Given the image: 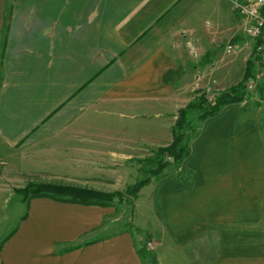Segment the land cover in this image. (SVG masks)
I'll use <instances>...</instances> for the list:
<instances>
[{"label":"crops","instance_id":"obj_1","mask_svg":"<svg viewBox=\"0 0 264 264\" xmlns=\"http://www.w3.org/2000/svg\"><path fill=\"white\" fill-rule=\"evenodd\" d=\"M228 5L0 0V194L51 180L104 193L125 189L115 187L117 177L139 173L130 144L167 145L218 46L248 45L242 21L224 23ZM241 104L202 122L180 166L140 189L134 228L121 223L127 210L114 204L32 199L1 245L0 264H264V123ZM116 117L120 124L125 117L158 121L142 123L138 139L120 126V138ZM114 160L124 166L115 170ZM143 234L154 251L145 249Z\"/></svg>","mask_w":264,"mask_h":264},{"label":"trees","instance_id":"obj_2","mask_svg":"<svg viewBox=\"0 0 264 264\" xmlns=\"http://www.w3.org/2000/svg\"><path fill=\"white\" fill-rule=\"evenodd\" d=\"M251 55H255L254 50ZM254 71V60L246 61L242 79L225 92L217 94L213 101L208 102L204 92H199L190 103L177 113L174 125L171 128V140L151 152V156L138 161L141 164L139 173L142 179L126 187L124 191L104 193L92 189L58 185L51 183H28L24 188L16 189L15 193L21 196V201L29 203L32 199L47 198L57 202L78 204L83 206L108 207L117 199L118 203L132 204L137 198L140 189L151 179L161 178L162 172L169 166L178 167L190 153L191 142L198 136L202 122L220 113L223 107L231 104H240L248 98L245 91V82ZM258 90L262 91L260 87ZM197 123V124H195ZM198 125V126H197ZM183 175V174H182ZM13 232L0 242L1 245ZM145 241L149 237L143 234Z\"/></svg>","mask_w":264,"mask_h":264},{"label":"rangeland","instance_id":"obj_3","mask_svg":"<svg viewBox=\"0 0 264 264\" xmlns=\"http://www.w3.org/2000/svg\"><path fill=\"white\" fill-rule=\"evenodd\" d=\"M232 0H230L231 2ZM226 4L228 5V1H226ZM232 5V2H231ZM230 5H228V11H226V16L227 18H225L224 23H226L229 19L232 18H236L238 21L239 18L236 16V14L232 11H229ZM233 7V5H232ZM229 12H231V16H229ZM219 16H225L224 12L221 11ZM208 20V26H206V28L210 27V24H212L210 19H206ZM205 20V21H206ZM210 21V22H209ZM243 24V23H242ZM245 26V25H244ZM243 31L245 33V29L243 27ZM246 35V33H245ZM247 37V36H246ZM248 38V37H247ZM249 40V38H248ZM250 42V40H249ZM248 42V45H246V43L243 46H236L235 44H233L232 42H228V40H225L223 43H221L220 46H218V54L214 57L210 56V62L208 64L212 65L211 69L210 66L207 67L206 72L204 73L205 75V79H200L202 80L200 82L199 77H196V80H194V84L193 86V90H194V96L193 99L196 98V96L199 95V92H204L207 96V100L208 102H210L211 100H209L208 94L211 93L213 94V96H216L217 94L221 93V92H225L226 89L228 88L230 85H233L235 83H238L241 79L242 76L244 74L245 71V66H246V61L251 58L253 59L254 56L251 55L252 54V44L250 45V43ZM228 46H231L232 50L231 52H227L228 50ZM207 65V64H206ZM214 65V66H213ZM220 67V68H219ZM209 78V79H208ZM211 80V81H210ZM212 80H215V85L212 83ZM210 83V85H208L209 88H211V92L210 89L208 87H205L207 83ZM208 83V84H209ZM201 84V85H200ZM214 85V86H213ZM201 86H204V88L206 89H200ZM213 87V88H212ZM224 88V90H222ZM259 92V91H258ZM257 90L254 92H247V96L248 98L245 99L242 104L240 106H248L249 108H251L254 110L255 112L259 114L261 121L264 123V107L262 106V103L260 101L259 98V94H258ZM192 99V100H193ZM190 103V102H189ZM177 117V115H176ZM103 119L100 120H105L104 118L106 117H101ZM119 119H117V117L115 119H113L112 121V125L115 128L116 132L113 134L115 137H120L121 138V133L117 132L118 130H121L120 126H128L130 131L128 133H126L127 137L128 134L130 135V137L132 139H138L140 137V135H142L141 132H139L140 128H144V126H142V123L146 122H152L150 125L155 124L156 120L155 117H152L151 119L149 118H136V117H125L122 119V124L119 123L118 121ZM100 124H103L102 121H100ZM197 124V123H195ZM148 125V127L150 126ZM198 126V125H197ZM169 133V132H168ZM167 134V132L163 129V132L161 134V137H159V139L157 141H162V137ZM170 135H171V130H170ZM168 140L170 142V136H167ZM137 145V144H136ZM137 146H135V144H130V164H132L133 166H135V168H137L138 170L142 167L141 164L138 163V161L140 160H144L148 157H150L152 154L151 152L154 151L156 148H151V147H142V148H135ZM103 151V150H100ZM116 152H121V150H114ZM113 164H115L114 169L115 170H119L120 165L124 166V162L119 161V160H114L112 161ZM180 166V165H179ZM176 169L175 166H169L168 168H166L163 172L162 175L164 174H168V173H172L174 172ZM177 172V171H176ZM178 173V172H177ZM83 174L84 176H89L90 173L89 171H84L83 170ZM120 178L117 177V181H115V187H119L120 185H124L126 187L131 186L132 184H134L136 181L140 180L143 178V176L138 173V175H136L135 177H128L125 179H122V176L119 175ZM160 178V177H159ZM158 178V179H159ZM44 182V181H43ZM51 183H62V184H69L71 182L68 181H63V180H51L49 181ZM34 183H40V181H35ZM73 184H78V182H72ZM71 183V184H72ZM91 183V182H89ZM123 188V187H122ZM122 191H124L125 189H121ZM0 194V241H2V239H4L7 235H9L16 227V225H18V223H20L21 219H23V217L26 215V211H27V204L26 202L21 201V196L14 193V195H6V194ZM140 200V199H139ZM114 205L119 209L120 212H122V210H127L126 213L124 214L121 223H123L126 227L128 228H134V222H133V216L135 214V206H134V201L132 204H125V203H118L117 199L114 200ZM139 205V203H138ZM119 214H117L118 216ZM116 226H121L120 224L116 225ZM154 247H155V243H154ZM154 251V250H152Z\"/></svg>","mask_w":264,"mask_h":264},{"label":"built area","instance_id":"obj_4","mask_svg":"<svg viewBox=\"0 0 264 264\" xmlns=\"http://www.w3.org/2000/svg\"><path fill=\"white\" fill-rule=\"evenodd\" d=\"M236 16L245 25V33L254 50V71L245 82V91L254 92L259 87H264V0H232ZM231 52V46L227 47ZM215 85V82H212ZM213 85V86H214ZM209 88V87H208ZM210 92H211V88ZM209 100L213 101L215 96L208 94ZM145 249H155L152 240L145 241Z\"/></svg>","mask_w":264,"mask_h":264}]
</instances>
